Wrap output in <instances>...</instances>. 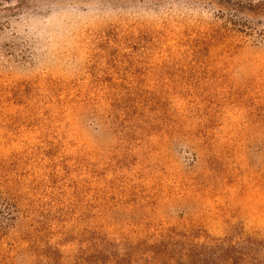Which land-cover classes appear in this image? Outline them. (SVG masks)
<instances>
[{
	"label": "rangeland",
	"instance_id": "374dc122",
	"mask_svg": "<svg viewBox=\"0 0 264 264\" xmlns=\"http://www.w3.org/2000/svg\"><path fill=\"white\" fill-rule=\"evenodd\" d=\"M247 239L264 0H0V264H186Z\"/></svg>",
	"mask_w": 264,
	"mask_h": 264
},
{
	"label": "trees",
	"instance_id": "16d2710c",
	"mask_svg": "<svg viewBox=\"0 0 264 264\" xmlns=\"http://www.w3.org/2000/svg\"><path fill=\"white\" fill-rule=\"evenodd\" d=\"M188 245H190V248L185 251L186 264H264V240L247 239L238 244L235 243L220 248L203 244L188 243ZM105 253L113 261L112 264H172L161 258L162 256L159 253H155L154 260L148 262L143 261V258L137 260L135 258L136 254L129 252L122 253L114 250V253H111L106 250ZM163 255V257H166L165 252H163ZM88 258V255H84L80 263L87 264L85 261Z\"/></svg>",
	"mask_w": 264,
	"mask_h": 264
}]
</instances>
